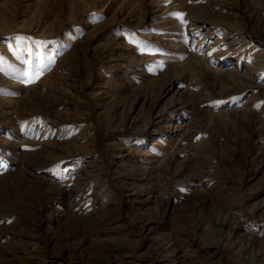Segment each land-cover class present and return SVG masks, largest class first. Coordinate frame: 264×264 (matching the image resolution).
Masks as SVG:
<instances>
[{
	"label": "rangeland",
	"instance_id": "1",
	"mask_svg": "<svg viewBox=\"0 0 264 264\" xmlns=\"http://www.w3.org/2000/svg\"><path fill=\"white\" fill-rule=\"evenodd\" d=\"M0 264H264V0H0Z\"/></svg>",
	"mask_w": 264,
	"mask_h": 264
}]
</instances>
